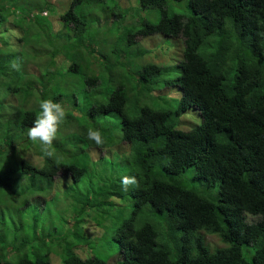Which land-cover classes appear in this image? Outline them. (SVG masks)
Segmentation results:
<instances>
[{"label": "trees", "instance_id": "obj_1", "mask_svg": "<svg viewBox=\"0 0 264 264\" xmlns=\"http://www.w3.org/2000/svg\"><path fill=\"white\" fill-rule=\"evenodd\" d=\"M169 1L138 0L159 18L130 28L115 0H0V264H51L50 253L106 264L74 253H93L92 227L58 233L40 218L50 199L32 192L53 186L94 213L120 264H264V0H187L184 13ZM156 35L184 38L165 75L161 42V58L150 52L128 69L108 48ZM43 99L66 110L52 157L27 137ZM183 114L200 124L175 128ZM93 127L100 146L87 138ZM120 143L128 148L108 156L101 184L78 187L102 160L92 152ZM124 176L137 180L127 191ZM123 201L127 215L108 234L105 209Z\"/></svg>", "mask_w": 264, "mask_h": 264}, {"label": "rangeland", "instance_id": "obj_2", "mask_svg": "<svg viewBox=\"0 0 264 264\" xmlns=\"http://www.w3.org/2000/svg\"><path fill=\"white\" fill-rule=\"evenodd\" d=\"M121 4L123 5V7H126L128 4H130V1L129 0H121ZM137 4H138V0H137ZM167 8L170 12L176 11V12L184 13V11L187 9V0H170ZM132 12L138 21V26H139V23H141L142 21H148L150 23H156L158 21V18H159V14L154 12V11H151V9L141 10V9H139V7H136ZM126 21H127V19H126ZM64 32H66L68 34L69 30L64 28ZM110 38H113V37L110 36ZM115 43H117V42H115L114 40H110L109 45H108V48L110 50L112 48H114L113 51H114L115 56L117 54H124L125 56H127V57L129 56L130 58H132L134 60V59H139L140 58L139 56H141V55H142L141 57H143L144 55H145V57H147L149 55V50L151 48H153L155 45V40L154 39L150 40L148 43L147 42L145 43V42L140 41V40H137L134 44L122 42L121 44L114 45ZM162 46L164 49L170 50V52L165 51L168 54H167V58H165L163 60V64L166 66H170V62H171V64L176 66L180 59H179V56L176 52L175 42L170 40V39H165V40H163ZM157 51H152L151 53L153 54V53H156ZM165 52H164V54L166 55ZM156 56L161 58L160 54H158ZM136 57H139V58H136ZM159 59H155V61H159ZM123 66H124V64H123ZM124 68L128 69V65L124 66ZM166 69L167 70H164L163 75H165V72L171 71V68H166ZM177 73H178V71L174 68V74H177ZM159 93L163 94L164 97H167V96L170 97L169 89L158 88V89H156V91L153 92V95H158ZM179 97H180V95H179ZM180 120H184L183 123L186 124V127H184V126H182V124H180V122H179ZM186 122L188 123V125ZM172 124L173 125L175 124V128H178V129H182V128H187V129L189 128L190 129V128H192L193 125L200 124V119L196 118L194 115L193 116L191 115V117H189L188 115L185 116V114H183L180 118L172 117ZM182 130H184V129H182ZM119 148L123 151V150H126L127 146L121 145V146H119ZM116 151L117 150H116L115 144H113L109 148L100 150V152L94 150L92 152L93 153V157H92L93 161H97L99 154L101 155L102 160L100 161V163L98 165L100 170L95 171V169H92L91 174L89 175L88 179L80 182L78 184V187L86 188L89 185L90 180H92V182L94 181V183H96V185L101 184L100 182H102L101 181L102 177L107 176V169L106 168L109 166V159L110 158L114 159V153ZM104 158H106V160H104ZM31 159L34 161L36 160L35 158H32V157H31ZM58 178H60V176ZM60 182L68 183L67 180H61ZM62 190H64V188H62ZM66 196H67V194H63V195L55 194V195H53V197L47 202L46 209L40 215V218L41 219H51L53 221V225L56 226V228L58 229V233H62L65 231V229H69V222H71V223L77 222L80 224L82 223L81 225L83 226L84 229L92 227L94 229V232L99 235V236H96L95 238H93L92 240H88L90 242L91 251L93 252L92 254L100 257L101 259H103L108 264H120V261L117 260L118 252H117L116 248H114L113 243L110 241L109 235H105V233H104L105 228H103L100 225V227H97V230H95V227L97 226V222L93 221V220H95V218H92L94 213L92 211H89V215H88L87 212H85V213L78 212L74 208L73 205L69 204L66 201V198H65ZM111 198L113 200L116 199L113 197H111ZM123 202H124L123 207H119L120 204L117 203L116 204L117 206H112L111 208H106L105 211L109 210L107 215L103 214V212L99 213V218H103L104 215L106 217L108 216L110 218H113L110 220L111 221V227L109 229L108 234L110 233L112 227H114V228L117 227L121 223V220L123 218H125L127 215V211H126L127 203L125 201H123ZM148 219H150V217H148ZM163 227L164 226L162 225V228ZM163 231L161 232V234L163 233ZM87 237L91 238V236L88 233H87Z\"/></svg>", "mask_w": 264, "mask_h": 264}, {"label": "clouds", "instance_id": "obj_3", "mask_svg": "<svg viewBox=\"0 0 264 264\" xmlns=\"http://www.w3.org/2000/svg\"><path fill=\"white\" fill-rule=\"evenodd\" d=\"M115 1L118 3V5H119L118 7H120L121 10L127 11L121 24L125 25V26L129 25L131 28L133 26H135V24H137L138 21L135 18V15H133L132 11L134 10L133 8L135 7V5L138 7L137 0H129L130 4H128L126 7H123V5L121 4V0H115ZM126 19H127V21H126ZM205 26H206V24L204 25V27ZM155 38H156V39H154L155 45L153 48H151L149 50V54H151L150 52H152V51H157L158 46L163 44V42H162L163 36L162 35H160V36L156 35ZM137 40L143 41L145 43L149 42V40H147V38H145L144 40L143 39H136V41ZM177 41H179V42L176 45V52L179 56V59H181V52H182V47H183L182 44H183L184 38L179 36ZM158 42H161V44H158ZM165 51L170 52V50L164 49L163 52H165ZM158 53H161L160 50H158L155 54H158ZM116 57H118V58L120 57L122 61L125 60L124 63L127 64L128 66L134 62V60L132 58H130L129 56L127 57L124 54H117ZM165 58H167V54L164 55L163 60ZM170 66H172L171 62H170ZM170 66L163 65V68H167ZM13 67L17 71L19 70L18 65L14 64ZM0 98H2L1 94H0ZM39 109H40V111L36 115L32 126L27 130V137L34 144L38 143L40 153L43 157H52L55 153L53 142L57 137V133L59 131L60 125L66 119V110L64 109L62 104H60L58 102H53L52 99L41 100L39 103ZM196 118H198V117H196ZM87 138L90 141H93L97 146H100L105 142L104 141V133H102L99 129H96L94 127L88 129ZM121 145H126V144L120 143L116 147L119 148V146H121ZM126 146L128 148V145H126ZM127 148H126V150H127ZM102 149H106V148H104V147L96 148L95 150L100 152V150H102ZM99 156H101V155L99 154ZM31 157L35 158V156L28 155V159H30L32 162L35 163L36 161L32 160ZM98 165H99V162L97 161L96 167L94 168L95 171L100 170ZM57 180L58 179L55 178L54 185L57 182ZM136 184H137V180L134 176L133 177L124 176L121 178V186H122V189L124 191H127L130 186H133ZM53 190H54V186H53ZM53 190H52L51 194H49L48 190L45 192L33 191L32 196H35V197H37V196H48V199H51L53 197L52 196ZM65 198L67 199V202L69 204H71L72 201L69 200V198H67V197H65ZM42 213H40V215ZM15 220L21 221V214H19L18 212H17V215L15 216ZM67 230H73V228H71L69 225V229H67ZM95 230H97V228H95ZM88 234L91 236V238H89L90 240H92L96 236H99L95 232H90ZM207 241L210 242L211 244H213V242H214L213 240H208V239H207ZM74 253L76 255V258L78 260H82V261H86L87 259L96 257V255H94L92 253H87L86 251L81 250L80 247L75 249ZM49 259L51 261V264H63L61 254L58 255L57 253H50ZM118 259L119 258L117 257V260ZM248 263L249 262H247V264ZM106 264H108V263L106 262ZM240 264H242V263H240Z\"/></svg>", "mask_w": 264, "mask_h": 264}]
</instances>
